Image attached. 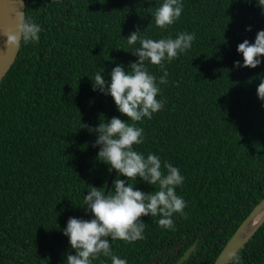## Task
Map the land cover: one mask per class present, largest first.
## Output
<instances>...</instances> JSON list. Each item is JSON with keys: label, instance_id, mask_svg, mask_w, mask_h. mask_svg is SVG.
<instances>
[{"label": "trees", "instance_id": "1", "mask_svg": "<svg viewBox=\"0 0 264 264\" xmlns=\"http://www.w3.org/2000/svg\"><path fill=\"white\" fill-rule=\"evenodd\" d=\"M160 2L26 0V18L42 31L39 41L21 44L0 82V264H64L74 254L62 229L69 217L89 218L83 194L89 185L106 188L111 175L88 128L127 119L91 79L136 59L125 38L137 27L153 39L196 36L165 62L164 106L136 122L144 142L134 146L180 169L176 191L186 206L170 228L158 226V216L141 217L143 238L113 241V252L128 264H176L196 244L182 264H213L264 199V107L256 94L264 63L233 70L243 62L237 44L264 29V9L257 0H182L180 18L161 29L152 18ZM147 70L162 75L157 65ZM93 264L111 261L98 256ZM228 264H264V225Z\"/></svg>", "mask_w": 264, "mask_h": 264}, {"label": "clouds", "instance_id": "2", "mask_svg": "<svg viewBox=\"0 0 264 264\" xmlns=\"http://www.w3.org/2000/svg\"><path fill=\"white\" fill-rule=\"evenodd\" d=\"M145 2L151 4L152 0ZM257 3L264 9V0H257ZM154 8L152 18L155 25L166 29L180 18L183 3L182 0H161ZM246 30L251 31V26ZM41 31V26L34 21L18 18L15 28H5L2 35L5 46L14 49L21 44L39 41ZM142 31L137 27L125 38L126 51L136 57L134 61L127 67L116 63L107 77L104 69L103 74L97 72L91 79L93 91L110 96L117 111L127 119L105 117L95 128H88L89 132L95 133L96 159L108 166L109 173L115 170L116 175L107 194L105 186L91 185L83 194L80 207L89 215L88 219L68 218L62 233L68 238L74 254L69 252L64 264H93L98 256L110 258L111 264H128L126 258L113 252V241L142 239L146 224L141 219L143 216H158V226L170 228L174 214H184L186 202L176 191L184 182L180 169L162 161L158 154L149 152L145 155L134 146L144 142V130L136 122L150 119L164 106L160 86L167 84L165 62L189 50L196 36L192 32L180 31L175 36L153 39L143 36ZM236 50L242 55L243 62L234 61L233 70L260 66L264 63V29L256 32L253 42L244 39L238 43ZM148 64L159 66L162 75L157 77L149 72ZM256 78L259 80L257 98L264 107V74L257 73ZM137 178L152 186L154 191L146 193L133 186L130 181L135 179L138 183Z\"/></svg>", "mask_w": 264, "mask_h": 264}, {"label": "water", "instance_id": "3", "mask_svg": "<svg viewBox=\"0 0 264 264\" xmlns=\"http://www.w3.org/2000/svg\"><path fill=\"white\" fill-rule=\"evenodd\" d=\"M18 18H26V0H0V82L12 68L21 47V45H18L13 49L5 46V38L2 32L5 28L14 29L18 23ZM114 176L115 170L110 175L106 187V194L111 188V182ZM263 225L264 199L252 209L249 215L239 225L213 264H228ZM195 249L196 244L191 246L176 264H182L186 261Z\"/></svg>", "mask_w": 264, "mask_h": 264}]
</instances>
